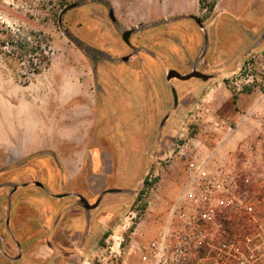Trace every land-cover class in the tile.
<instances>
[{
	"label": "rangeland",
	"instance_id": "1",
	"mask_svg": "<svg viewBox=\"0 0 264 264\" xmlns=\"http://www.w3.org/2000/svg\"><path fill=\"white\" fill-rule=\"evenodd\" d=\"M201 1L200 9L198 0H0V264H56L59 255L42 254L40 245L60 249L53 237L62 221L91 241L108 213L110 222L121 219L83 264H127L133 239L149 240L166 225L184 189L187 155L224 178L213 195L215 225L191 264H213L217 252L238 264L257 259L241 241H228L236 255L219 250L226 241L218 235L229 208L256 220L264 97L256 91L247 110L231 117L223 104L203 99L200 76H166L206 70L212 88L238 94L227 77L249 50H264V20H247L244 7L264 8V0H224L213 14L212 0ZM215 97L224 98L219 90ZM65 100L85 105L86 114L76 122L68 110L65 116ZM71 129L80 137L66 136ZM82 164L69 181L63 165ZM87 171L100 193H92ZM71 202L81 211L70 212Z\"/></svg>",
	"mask_w": 264,
	"mask_h": 264
},
{
	"label": "built area",
	"instance_id": "2",
	"mask_svg": "<svg viewBox=\"0 0 264 264\" xmlns=\"http://www.w3.org/2000/svg\"><path fill=\"white\" fill-rule=\"evenodd\" d=\"M226 81L235 93L259 91L264 97V50H249ZM183 170L186 180L182 195L172 204L166 225L146 243L138 264H191L192 256L211 234L218 215L213 195L222 187L224 178L212 175L205 160L189 155ZM225 248L228 255L239 253L234 242H221L218 249ZM118 254L115 252L114 256ZM217 255L213 264H220L227 257L220 252Z\"/></svg>",
	"mask_w": 264,
	"mask_h": 264
},
{
	"label": "crops",
	"instance_id": "3",
	"mask_svg": "<svg viewBox=\"0 0 264 264\" xmlns=\"http://www.w3.org/2000/svg\"><path fill=\"white\" fill-rule=\"evenodd\" d=\"M242 1L243 0H239L237 5L242 6V3H241ZM223 2L224 0H216L213 6V9H212V14L218 7H220L223 4ZM234 2L236 1L234 0ZM256 4L253 6L246 5V8L244 7L246 11L245 18L251 21L252 23L258 22L259 20L261 21L264 20V8L260 9V7H257L258 4L257 5ZM256 16H258V21L256 19ZM203 72L205 73V76H206V78H201V80L205 82L206 84V86L203 89H206V87H208V95L206 96L204 95L205 97L203 98L205 101L210 103L212 106L223 104L224 106H226L227 111L231 117H235L236 112H238V110H247L249 106V102L252 101V99L254 98V93L256 91H251V92L243 91V92L233 95L229 92L228 89L223 88L221 84L218 88L217 87L212 88V86H210L209 84L210 83L209 81L211 80L210 75H214V74L209 73L206 70H204ZM218 90L223 93V96H224V98L222 99L223 101H219L215 97ZM192 97H195V96H192ZM230 102H233V105L237 107L236 110L231 111ZM63 167L66 173L71 176L69 178V181L74 180L76 175L80 174L81 171L83 170V164L82 166L78 165L76 169H72L71 166L65 167L63 165ZM86 175L88 176L87 181H89L92 184L91 185L92 193L94 194L100 193L101 187L100 185H98L99 182L96 179L97 178L96 175L94 174L92 175L88 171L86 172ZM103 200H104V203H107L109 199L104 198ZM70 204H73L72 208L70 209V212L81 211L80 209L76 207L77 206L76 203L71 202ZM110 219L112 218L109 213L98 219L99 225H98L97 234L95 235V238L92 239L91 241L88 238V236L85 239L83 238L81 239V237L78 238L79 232L76 231V228L71 226L72 222L62 221L57 228L58 236L53 237L55 241L61 244L60 249H62V252L57 247H52V246L48 247L45 244L40 245V249H41L40 252L48 256L59 255V259L56 264H83V261H82L83 256L90 254L91 248L93 247L95 242H97L102 236H105L107 233H110L112 230L116 229L118 222L121 218H115L114 220H112V222H110ZM69 226L70 228H68ZM146 235L143 237H139L138 240L133 239V241L129 245L127 254L125 256L126 257L125 261L127 264H138L139 263V258L143 250V248H141L140 245L143 246L144 244L148 242V238Z\"/></svg>",
	"mask_w": 264,
	"mask_h": 264
},
{
	"label": "trees",
	"instance_id": "4",
	"mask_svg": "<svg viewBox=\"0 0 264 264\" xmlns=\"http://www.w3.org/2000/svg\"><path fill=\"white\" fill-rule=\"evenodd\" d=\"M199 8H203L201 0H198ZM216 0H212L208 4V10L212 11ZM235 98V96H234ZM259 205L256 208L253 220L250 214L243 212H236L231 208L227 209L220 217L221 232L218 235V239L221 241L236 240L241 241L244 245L241 250L245 255H249V249L254 250L256 260L253 264H264V192H260L257 196ZM250 235H254V238L250 239ZM248 239V240H246ZM255 245H259L255 248ZM220 264H238V262L230 256L223 258Z\"/></svg>",
	"mask_w": 264,
	"mask_h": 264
},
{
	"label": "flooded vegetation",
	"instance_id": "5",
	"mask_svg": "<svg viewBox=\"0 0 264 264\" xmlns=\"http://www.w3.org/2000/svg\"><path fill=\"white\" fill-rule=\"evenodd\" d=\"M74 79H76V80L79 81L80 80V77L77 76ZM68 87H69V85L68 86H64L63 88H65L67 90ZM67 94H68L67 91H65V92L60 91V95H62V99L61 100H64V98L67 96ZM80 95L81 94L78 93L74 98L76 99ZM60 103H62V104H59L60 105V108L59 109L63 112L62 114H65V112L68 110L67 111L68 112L67 115H72V117L74 118L75 122H76V120L78 121V117L79 116L82 117V116H84L86 114L85 112L87 110V107L85 105H77V104L70 105V100H65L64 102L61 101ZM65 116H66V114H65ZM74 120H73V122H71V124L74 123ZM82 127H83V123H82V126H80L78 128V130H81L82 131ZM72 130L73 129H71L70 130L71 132H69L68 135L66 134V136L77 137V138L80 137L81 131H80V133H77V131L76 132L75 131L72 132Z\"/></svg>",
	"mask_w": 264,
	"mask_h": 264
},
{
	"label": "water",
	"instance_id": "6",
	"mask_svg": "<svg viewBox=\"0 0 264 264\" xmlns=\"http://www.w3.org/2000/svg\"><path fill=\"white\" fill-rule=\"evenodd\" d=\"M127 32H125L123 35H122V38L123 40H127ZM190 76H200L201 78H206V76L204 74H198L195 70L191 71L190 73L188 74H185V75H180L178 72L174 71V70H169L167 72V76L166 78L169 80L170 78L172 77H180L181 79H186V78H189Z\"/></svg>",
	"mask_w": 264,
	"mask_h": 264
}]
</instances>
